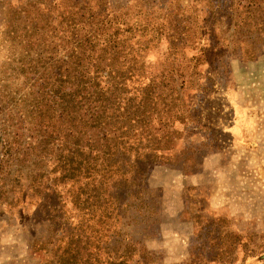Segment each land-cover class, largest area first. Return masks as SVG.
I'll return each instance as SVG.
<instances>
[{
    "label": "rangeland",
    "instance_id": "rangeland-1",
    "mask_svg": "<svg viewBox=\"0 0 264 264\" xmlns=\"http://www.w3.org/2000/svg\"><path fill=\"white\" fill-rule=\"evenodd\" d=\"M115 31L157 79L174 67L185 81L183 120L150 117L144 151L163 152L112 219L115 240L145 264H264V0H0V264H55V230L87 217L62 161L84 142L80 124L56 140L65 119L44 95Z\"/></svg>",
    "mask_w": 264,
    "mask_h": 264
},
{
    "label": "trees",
    "instance_id": "trees-1",
    "mask_svg": "<svg viewBox=\"0 0 264 264\" xmlns=\"http://www.w3.org/2000/svg\"><path fill=\"white\" fill-rule=\"evenodd\" d=\"M71 22L73 29L77 28L75 17ZM99 30L109 29L99 26ZM123 39H126L124 34L115 31L113 36L104 37L106 45L99 53L92 47H82L79 52L81 71L77 79L71 80L72 72L68 68L69 81L59 80L61 83L54 84L44 95L52 106H59V119H65L63 125L53 126V129L59 128L53 131L54 138L63 140L64 132L68 139L75 137L77 121L80 124L78 133L84 136L83 143L77 142V155L69 149L68 155H62V161L66 162L64 171L68 178L77 174V179L79 175L82 181L76 204L85 209L87 217L76 225L70 223L65 229L59 226L55 230L59 237L44 248L50 252L55 264H130L132 258H135V264H145L147 260L143 252L138 259L133 255L137 254V251L132 252L136 244L125 243L124 239L115 240L114 235H120L122 230L116 231L112 219L120 215L121 208L131 205L127 200L131 194L141 196L145 190V175L149 168L158 164L159 154L163 152L159 144L151 149H155V154L149 153L147 157L144 151L143 141L150 137L149 125L157 120L150 117L160 109L156 116L159 122L175 124L183 120L174 108L182 98L180 94L185 81L178 84L174 77L179 72L174 67L169 71L170 77L157 79L158 75L152 70L147 71L148 65L136 58ZM161 75H166L165 71ZM135 77L140 82L130 87ZM52 106L51 123L56 117ZM165 108L167 111L161 112ZM132 144L138 147L133 152L134 157L133 153L131 155ZM139 204H146L143 197Z\"/></svg>",
    "mask_w": 264,
    "mask_h": 264
}]
</instances>
